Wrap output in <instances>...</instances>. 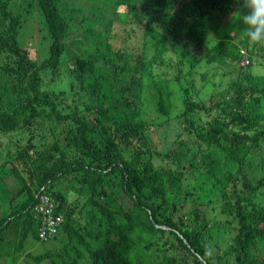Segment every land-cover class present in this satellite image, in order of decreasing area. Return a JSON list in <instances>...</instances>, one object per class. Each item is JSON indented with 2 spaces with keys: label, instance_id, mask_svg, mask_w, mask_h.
I'll return each mask as SVG.
<instances>
[{
  "label": "trees",
  "instance_id": "16d2710c",
  "mask_svg": "<svg viewBox=\"0 0 264 264\" xmlns=\"http://www.w3.org/2000/svg\"><path fill=\"white\" fill-rule=\"evenodd\" d=\"M111 1L124 8L118 16L130 17L128 24L141 25L149 11H163L144 25L143 46L155 54L133 65L135 79L126 82L130 90L121 93L126 103L119 109L113 99L107 102L115 82L108 72H117L120 62L119 72L131 70L127 50L113 48L119 39L109 27L114 18L98 11L86 15L84 26L75 29L85 55L73 56L67 44L73 18L67 14L81 11L62 8L61 0H0V25L7 28L5 39L0 33V51L19 57L16 68L0 67V148L7 152L2 157L0 151V240L10 229L18 252L29 238L39 243L33 209L46 196L62 225L59 236L40 244L55 247L60 237L67 243L53 255L50 249L28 254L35 264L65 258L66 264H264V79L249 70L255 57L264 59V43L251 41L240 26L248 12L244 0H146L144 16L136 0ZM36 14L49 41L39 68L17 47L24 19ZM220 24L223 33L209 42L208 26ZM249 41L248 64L240 66ZM169 47L180 57L202 49V56L187 60L192 65L219 64L221 70L231 62L232 79L226 85L220 80L203 102L182 88V112L174 120L177 137L189 144L185 151L166 143L160 153L136 149L131 156L128 144L169 123L147 122L143 110L145 74L158 111H171L169 80L154 73L157 64L168 65ZM176 61L171 70L185 78L184 61ZM42 72L56 78L57 89H45ZM75 86L76 96L97 99L82 112L60 96ZM189 86L195 90L192 81ZM190 153L193 162L177 165Z\"/></svg>",
  "mask_w": 264,
  "mask_h": 264
},
{
  "label": "rangeland",
  "instance_id": "374dc122",
  "mask_svg": "<svg viewBox=\"0 0 264 264\" xmlns=\"http://www.w3.org/2000/svg\"><path fill=\"white\" fill-rule=\"evenodd\" d=\"M31 1V0H29ZM137 3V9L136 11L139 12L142 16H144L145 11L141 9L142 5H146V0H136ZM19 4V2H18ZM64 6H69L71 10H78L81 11L80 13H70L67 14L71 18H73V21L70 23V27L73 30L72 37H70L69 40H67V44L70 47L68 50V55L76 56L77 53H81V55H85L84 51L86 50L85 47H81L78 44V41L76 39L75 29L79 27H83L85 22V16L86 15H92L94 11H98L100 15L106 19H112L114 18V21L110 24L111 31H113V34H115L117 37H119L118 40H116L113 43V48L115 53L120 48H125L127 50V57L129 66H130V74H122L120 71V67L123 66V62L118 63L117 72H114L113 70H109L108 75L111 77V79H115V82L112 81V91H111V97L107 99V102H110L112 99L116 101V107L122 108L124 103V99L122 98V92H127L130 90V87H128L127 83L130 84L134 79V72L133 65L136 61L139 62H146L149 60L155 53L154 50L148 49L147 47L144 48L143 46V33H144V25L145 23L150 22L148 19H157L160 15L163 14L162 9L160 8L159 11L156 13L154 11H149V17L142 20L141 25L137 23L135 25L134 23L128 24V20L131 21L130 17H128L124 21L119 20L118 14L123 11L124 8L116 9L113 2L111 0H61V7L65 8ZM102 8V9H99ZM15 14L18 13V9H15V6L13 5L11 8ZM98 9V10H97ZM119 12V13H118ZM24 25L21 28L18 36V48H21L24 52H27V59L29 61H32L36 64V66L39 68L40 64L45 59L48 52V34L44 31V28L40 23H42V20L40 19L39 14L35 15V18H25L24 19ZM235 19H232L234 21ZM131 25V26H130ZM241 27H245L244 25H240ZM224 26L220 24L219 26L215 28H211V26H208V35H209V42L211 40L212 43H215L218 36L220 37L219 33H223ZM6 27H2L0 25V33L2 34V37L6 38ZM226 32V31H225ZM246 32V29H245ZM129 34V37H125L122 40V34ZM228 36H235L236 32L232 30H228L226 32ZM43 37L45 40H43ZM245 46L242 47V53L243 56L242 62L240 66L248 64L246 59V48H250L252 46L251 41L244 44ZM87 46V45H86ZM209 46V45H207ZM256 47V46H255ZM169 52H166L165 60L168 62V65H160L157 64L154 69V73L159 75L160 77L166 78L169 80V89L174 93L172 97V108L168 116L162 115L158 111V98L156 96V93L151 88L153 84H151L148 80L145 74H143V80L144 84L149 86L144 91L143 98H144V119L147 122L152 123H160L165 120H169L168 125L165 127H159L157 130H148L142 133V137L140 138V142H136V144H128L126 151L128 153L133 155V150H140L141 152L145 151L151 154L160 153L163 148H165V144H168L171 150L175 149H183V151L186 150V147L189 146V144L186 143L185 138H178L177 137V128L178 123L175 122L174 119L178 118L179 114L182 112V103H181V97H182V88L189 89L191 94H194V100L196 102H203L202 100H205L210 96L213 91L215 90V85H217L220 80H222V84L226 85L227 82H229L232 78L230 76L231 71V62H225L223 63V66L221 70H219L217 67L219 64H189L187 60H191L192 57L190 56H196L200 57L203 55L202 49L189 51L188 54L180 57L181 55L179 52H174L171 47H169ZM202 51V52H201ZM258 50L256 49V52H253L255 54ZM115 55V54H114ZM114 57V56H112ZM74 58V57H73ZM176 60H183L185 63L184 66L181 67L184 74H188V76H184L185 78H182L179 73L178 69H175L174 71L171 70V68H174L178 64ZM19 62V57H16L12 54H10L7 51L1 52L0 51V67H14L16 68ZM72 65V64H71ZM171 67V68H170ZM68 68H70L69 65L67 67L61 68V73L66 75ZM252 71V73L255 76L260 77V79H264V59L255 57L253 59V66L249 69ZM126 72V71H125ZM208 73V75L203 80L201 78L202 75ZM133 74V75H132ZM192 74V75H190ZM132 75V76H131ZM134 76V77H133ZM178 77L180 79L179 83L174 81V78ZM42 77V78H41ZM216 77V78H213ZM40 78L44 79L43 86L47 85L45 89L52 91L57 89L55 84L53 82L56 80V78H50L48 74L45 72L40 73ZM52 80V82H49ZM193 82L195 85V90L193 88H189L190 82ZM127 82V83H126ZM50 83V84H49ZM54 86V89L51 87ZM78 86H75L72 88V91L70 94H65L66 92L62 93L60 96L63 97L66 95L68 97V103L69 104H77L79 105L80 112L83 111V108L85 106V103L93 104L95 103L97 99L91 98L90 96H76L75 93L78 91ZM109 93V91H106ZM199 92V99L196 98L195 93ZM203 92V94H201ZM198 96V95H197ZM263 113H264V106H263ZM153 118V119H152ZM264 119V117H263ZM180 128V126H179ZM103 134V133H102ZM104 135V134H103ZM24 143V142H23ZM173 143V144H172ZM15 150V149H14ZM2 157L7 153L6 148H0ZM260 152V150H259ZM190 162H193V153H190L186 157H181L180 160L177 162V165L183 166L188 165ZM68 183V182H67ZM86 219H83L81 224H84ZM12 233H15V230L6 231L3 233V238L0 240V264H35V262L32 259H27V255L30 254L32 257H36L39 255H43L46 253L47 250L50 249L52 252V255L57 252L58 250H61V248L67 243L65 239L62 240V238H59V241L56 243V246L54 247V244L48 243V244H38L36 243L32 238H29L26 242L25 249H23L22 252L16 251L14 245L16 240L13 238L14 234L11 236ZM59 236V234H58ZM54 247V248H53ZM52 248V249H51ZM62 260H55L57 264H66L68 263V259L65 258ZM41 264H49L47 262H43Z\"/></svg>",
  "mask_w": 264,
  "mask_h": 264
},
{
  "label": "clouds",
  "instance_id": "9594fccd",
  "mask_svg": "<svg viewBox=\"0 0 264 264\" xmlns=\"http://www.w3.org/2000/svg\"><path fill=\"white\" fill-rule=\"evenodd\" d=\"M243 6L248 9V12L247 14L241 15L240 20L245 25V29L247 31L249 39L254 42L264 43V0H244ZM33 213H34V217H36L34 209H33ZM54 214L57 215L55 211ZM35 220H36L35 223L37 229V238L39 241L38 244H40L42 240H40L38 236L39 222L37 218ZM60 228L58 230V233L60 231ZM58 233L54 238L58 236Z\"/></svg>",
  "mask_w": 264,
  "mask_h": 264
},
{
  "label": "built area",
  "instance_id": "2783aa9c",
  "mask_svg": "<svg viewBox=\"0 0 264 264\" xmlns=\"http://www.w3.org/2000/svg\"><path fill=\"white\" fill-rule=\"evenodd\" d=\"M35 216L39 222V238L42 241L53 239L62 224V217L54 214L53 204L48 197L40 198V205L34 208Z\"/></svg>",
  "mask_w": 264,
  "mask_h": 264
}]
</instances>
